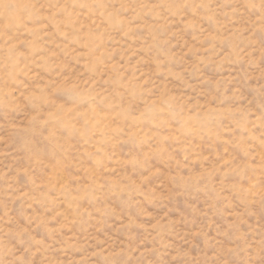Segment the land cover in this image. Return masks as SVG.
<instances>
[{
    "label": "rangeland",
    "instance_id": "rangeland-1",
    "mask_svg": "<svg viewBox=\"0 0 264 264\" xmlns=\"http://www.w3.org/2000/svg\"><path fill=\"white\" fill-rule=\"evenodd\" d=\"M0 264H264V0H0Z\"/></svg>",
    "mask_w": 264,
    "mask_h": 264
}]
</instances>
